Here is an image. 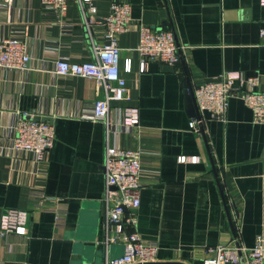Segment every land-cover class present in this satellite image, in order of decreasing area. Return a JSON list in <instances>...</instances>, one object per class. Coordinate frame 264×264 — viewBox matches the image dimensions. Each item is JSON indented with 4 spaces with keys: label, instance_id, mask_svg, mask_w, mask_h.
Wrapping results in <instances>:
<instances>
[{
    "label": "crops",
    "instance_id": "1",
    "mask_svg": "<svg viewBox=\"0 0 264 264\" xmlns=\"http://www.w3.org/2000/svg\"><path fill=\"white\" fill-rule=\"evenodd\" d=\"M114 1L131 5L136 27L173 31L180 51L176 66L151 61L140 72L136 27L118 37L129 100L111 104L109 129L82 116L102 97L95 82L54 73L58 57L93 59L78 5L69 1L61 20L40 0L0 7V39L22 32L30 56L26 69H0V219L9 209L29 214L23 236L0 239V264H104L122 254V244H103L108 144L140 153L137 232L157 243L158 262L202 264L207 247L234 239L251 248L264 227V124L252 121L238 88L225 121L205 113L197 132L189 127L194 117L185 103L188 86L219 81L226 73L257 78L256 89L264 92V4L96 0L97 18ZM92 29L102 44V28ZM125 107L138 110L139 124L132 129L120 123ZM21 113L53 127V146L42 160L9 148ZM55 200L65 209L63 226H55L47 209Z\"/></svg>",
    "mask_w": 264,
    "mask_h": 264
},
{
    "label": "built area",
    "instance_id": "2",
    "mask_svg": "<svg viewBox=\"0 0 264 264\" xmlns=\"http://www.w3.org/2000/svg\"><path fill=\"white\" fill-rule=\"evenodd\" d=\"M69 1L75 2L81 12L83 25L89 39L93 59L89 62L73 63L62 57L54 61V73L58 77H81L91 79L101 90L102 97L96 98L82 110V116L95 122H102L107 129L111 125L113 102L129 100V90L119 68L120 47L118 37L135 28L131 19V5L128 2H111L106 16L97 18L96 0H40L42 6L50 10L58 19L67 11ZM264 4V0H261ZM11 6L12 0H0L1 6ZM102 28V44L94 40L92 26ZM136 51L141 59L140 72L145 71L147 63L159 61L169 66L179 63L175 35L173 31L152 28L140 24ZM264 35V31L260 32ZM30 61L23 33L18 31L7 38L0 39V69L23 70ZM235 82L237 86H235ZM257 78H242L239 74L226 73L219 81L209 82L192 88L197 117L189 122V127L197 132L205 121L204 114L211 119L225 121L229 98L237 93L244 104L252 111V121L264 124V92L256 89ZM121 126L134 128L139 124L138 110L125 107L120 110ZM14 135L9 148L14 152L32 154L42 160L50 151L54 141L53 127L47 122L35 121L27 113L18 114L13 126ZM196 158H191L195 161ZM186 158H179L184 162ZM140 153L107 145L103 162L105 176V206L103 244H122V254L106 259L104 264H149L157 263L158 245L146 241L137 232L136 210L140 206ZM51 201V199H48ZM55 200L54 207L47 208L54 214L55 226H63L65 209ZM57 204V205H56ZM28 212L9 209L0 219V239L10 234L23 236L28 223ZM202 264H264V227L256 234L254 245L245 248L234 239L230 245L207 247Z\"/></svg>",
    "mask_w": 264,
    "mask_h": 264
},
{
    "label": "water",
    "instance_id": "3",
    "mask_svg": "<svg viewBox=\"0 0 264 264\" xmlns=\"http://www.w3.org/2000/svg\"><path fill=\"white\" fill-rule=\"evenodd\" d=\"M185 103H186V109L189 115L192 117H197V110L195 106V101L192 93V89L188 86V89L185 91ZM33 120L37 121V118H33ZM42 122L47 121L41 120ZM49 121V120H48ZM202 131V128H200ZM149 264H183L178 262H157V263H149Z\"/></svg>",
    "mask_w": 264,
    "mask_h": 264
}]
</instances>
